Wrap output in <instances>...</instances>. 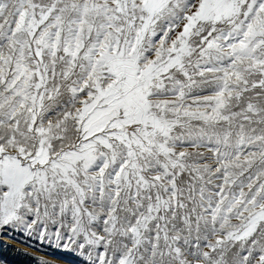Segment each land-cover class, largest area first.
Wrapping results in <instances>:
<instances>
[{"label": "snow or ice", "instance_id": "obj_1", "mask_svg": "<svg viewBox=\"0 0 264 264\" xmlns=\"http://www.w3.org/2000/svg\"><path fill=\"white\" fill-rule=\"evenodd\" d=\"M13 232L82 264H264V0H0Z\"/></svg>", "mask_w": 264, "mask_h": 264}, {"label": "rangeland", "instance_id": "obj_2", "mask_svg": "<svg viewBox=\"0 0 264 264\" xmlns=\"http://www.w3.org/2000/svg\"><path fill=\"white\" fill-rule=\"evenodd\" d=\"M22 239L27 238L15 232L0 235V260L4 264H39L42 260L51 261L52 264H82L84 259L78 253L72 254L58 248L55 243H41L35 238L22 243Z\"/></svg>", "mask_w": 264, "mask_h": 264}]
</instances>
